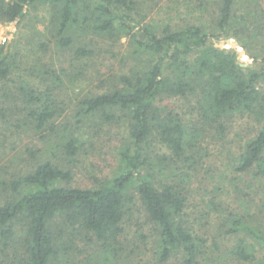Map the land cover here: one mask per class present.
Returning a JSON list of instances; mask_svg holds the SVG:
<instances>
[{"label": "trees", "instance_id": "16d2710c", "mask_svg": "<svg viewBox=\"0 0 264 264\" xmlns=\"http://www.w3.org/2000/svg\"><path fill=\"white\" fill-rule=\"evenodd\" d=\"M36 5L49 7L61 48L80 28L109 42L128 36L138 62L82 99L63 125L54 124L65 111L55 93L60 79L47 67L53 86L22 81L8 91L17 100L0 102V122L16 114L24 128L58 135L61 147L58 162L0 177V264H264V0H191L185 6L196 22L159 31L140 26L136 0H0V22L18 25ZM221 39L237 41L253 65L218 48ZM14 47L0 44L4 96L19 68ZM91 54L84 46L74 52ZM237 114L257 129L216 167L203 144L223 141ZM103 125L122 134L118 165L93 187L74 186L70 165ZM196 180L208 198L193 216Z\"/></svg>", "mask_w": 264, "mask_h": 264}, {"label": "rangeland", "instance_id": "374dc122", "mask_svg": "<svg viewBox=\"0 0 264 264\" xmlns=\"http://www.w3.org/2000/svg\"><path fill=\"white\" fill-rule=\"evenodd\" d=\"M136 1L141 18L140 26H148L158 31L167 24L183 26L188 22H196L199 15L191 13L186 8L185 4L191 0ZM27 11L25 18L18 25L0 22V44L15 46L12 50L20 54L16 57L19 62L18 70L4 82L3 87L10 88L6 96H4L5 90H0V102L4 105L11 103L7 101V98L17 100V97L8 91H13L22 81H27L40 88L45 85L53 86L55 83V81L52 82L53 77L50 78L44 74V68L47 67L53 70L60 79L55 93L58 101L65 107V111L55 120L54 124L63 125L70 119L74 110L78 109L77 104L82 99L106 91L116 83L119 76L128 74L138 62L133 55L135 46L128 36L120 37L117 42H109L80 28L72 34L73 45L61 48L57 44L56 36L50 25L52 13L49 7L36 5L28 8ZM232 42L236 43L235 48L231 47ZM215 45H222L221 49L234 50L240 65H253L237 41L221 39ZM81 46L90 50L92 54L83 59H77L74 52ZM241 50L244 51L242 55L239 54ZM176 105L178 106L177 111L186 112L185 105L180 103ZM7 115L6 121L8 122L4 123L5 120L0 122L1 179L8 180L18 174H24L34 163L42 159L60 161L59 148L61 147L58 135L54 133L48 135V131L40 135L24 128L20 122L16 123V114L7 113ZM227 126L223 141L213 143L208 137L205 140L208 141L206 146L203 144L211 156L208 159L216 167H220L223 161L238 154L257 129V123L253 118L240 114L235 115ZM121 137L122 134L120 135L118 128L114 125H103L102 128L91 129L90 136L84 143L80 155L70 165L74 173V186L93 187L96 185V180L104 181L112 177L118 165L117 153ZM84 138L87 137L84 136ZM162 152L167 151L162 149ZM201 187L203 188L204 185H200L197 180L193 182L194 193L189 203V210L193 216L203 209L202 200L208 198L206 192L200 190ZM139 223L142 224L143 219ZM137 229V224L133 221L127 230L130 239ZM144 229L145 233L149 232L148 226H144Z\"/></svg>", "mask_w": 264, "mask_h": 264}, {"label": "water", "instance_id": "95a60500", "mask_svg": "<svg viewBox=\"0 0 264 264\" xmlns=\"http://www.w3.org/2000/svg\"><path fill=\"white\" fill-rule=\"evenodd\" d=\"M230 45H231L232 48L236 47V43L235 42L230 43ZM217 47H219L221 49L222 45H218ZM239 54H241V55L244 54V51L241 50ZM241 66H244V65H241Z\"/></svg>", "mask_w": 264, "mask_h": 264}]
</instances>
